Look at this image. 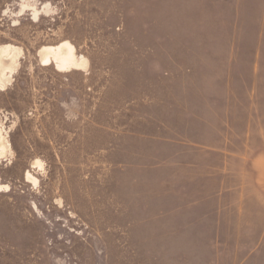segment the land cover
Masks as SVG:
<instances>
[{
  "label": "rangeland",
  "instance_id": "obj_1",
  "mask_svg": "<svg viewBox=\"0 0 264 264\" xmlns=\"http://www.w3.org/2000/svg\"><path fill=\"white\" fill-rule=\"evenodd\" d=\"M8 75L0 264H264V0H0Z\"/></svg>",
  "mask_w": 264,
  "mask_h": 264
},
{
  "label": "bare ground",
  "instance_id": "obj_2",
  "mask_svg": "<svg viewBox=\"0 0 264 264\" xmlns=\"http://www.w3.org/2000/svg\"><path fill=\"white\" fill-rule=\"evenodd\" d=\"M58 52L55 53V52H52L53 49H45V50H42L41 53H40V57L43 58L44 55L46 56H50V57H53L54 59H57L59 60V54L60 53H63L65 48H63L62 46L58 48ZM11 50V49H10ZM53 59V63H57V61H55ZM62 61H65L64 58H60ZM43 62V61H42ZM51 62V63H52ZM67 63H65L66 65ZM14 69L16 70V68H13L10 70V74L13 72L14 73ZM12 83V77H10L9 75L7 76V78L3 81H0V91L6 89L8 87V85H10ZM11 148V144H10V141L7 137L3 138L1 133H0V150L2 153H0V157L2 155H4L7 151H9ZM5 156V155H4ZM30 178V176H28Z\"/></svg>",
  "mask_w": 264,
  "mask_h": 264
}]
</instances>
